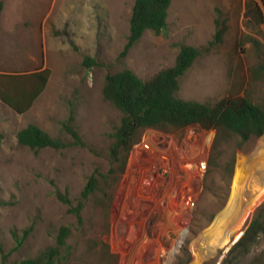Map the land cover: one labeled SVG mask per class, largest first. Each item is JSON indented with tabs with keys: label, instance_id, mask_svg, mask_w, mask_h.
Instances as JSON below:
<instances>
[{
	"label": "rangeland",
	"instance_id": "374dc122",
	"mask_svg": "<svg viewBox=\"0 0 264 264\" xmlns=\"http://www.w3.org/2000/svg\"><path fill=\"white\" fill-rule=\"evenodd\" d=\"M134 2L0 0V76L50 70L45 89L25 113L0 101V264L36 258L55 246L61 227L69 229L62 264H264V191L226 242L211 247L206 242L227 215L240 175L254 160L258 177L264 172V135L246 141L227 135L213 150L215 130L168 129L177 140L187 130L198 137L209 133L208 159H214L197 185L193 209L171 208L184 199L189 178H176L175 196L163 179L148 191L133 153L125 165L124 156L113 160L109 147L122 114L102 94L108 75L129 69L149 80L172 67L186 45L201 53L179 80V98L210 105L246 98L264 109V72L255 73L264 65V8L260 24L245 16L246 5L262 6L261 0H171L166 29L146 31L121 57ZM216 18L225 33L209 45ZM86 57L96 65L84 66ZM28 124L64 147L20 145L17 133ZM147 130L138 132L135 146ZM91 176L97 188L83 201ZM253 219L259 221L254 243L235 248ZM26 230L30 233L18 246Z\"/></svg>",
	"mask_w": 264,
	"mask_h": 264
},
{
	"label": "trees",
	"instance_id": "16d2710c",
	"mask_svg": "<svg viewBox=\"0 0 264 264\" xmlns=\"http://www.w3.org/2000/svg\"><path fill=\"white\" fill-rule=\"evenodd\" d=\"M262 6L250 2L246 5L245 16L250 20H263L264 0ZM171 0H135L130 18L129 35L121 57H125L129 50L143 36L146 31L155 34L162 33L167 27V18ZM216 31L214 39L209 45L220 42L225 28L219 18L215 20ZM201 51L192 46L182 45L172 67L162 69L149 80H142L133 71L123 69L108 75L102 88L106 101L113 104L122 114L120 125L112 134L109 154L113 160L125 158L135 146L137 134L142 129H155L167 132L168 129H184L197 125L205 130H215L216 137L213 150L227 135H236L242 141L249 137L264 135V109L251 100L235 99L222 100L215 105L194 100H184L178 97L179 80L200 56ZM83 65L90 68L96 65L89 57L84 58ZM264 72V65H260L255 73ZM50 76V70L40 68L32 73H12L0 76V101L17 114H23L30 109L33 102L43 92ZM66 130L79 142V136L70 127ZM20 145L31 150L44 148L60 149L64 144L50 137L45 131L34 124H28L17 133ZM214 159L209 161V166ZM97 188V179H88L81 198L87 200ZM65 203L67 199L61 198ZM82 203L76 208L80 210ZM259 221L253 219L247 230L236 243V247L245 242H252L257 236ZM30 231L26 230L18 246L26 241ZM69 236L68 227H61L55 246L47 247L36 258L25 259L17 264H62L61 250L67 248L66 240Z\"/></svg>",
	"mask_w": 264,
	"mask_h": 264
},
{
	"label": "built area",
	"instance_id": "2783aa9c",
	"mask_svg": "<svg viewBox=\"0 0 264 264\" xmlns=\"http://www.w3.org/2000/svg\"><path fill=\"white\" fill-rule=\"evenodd\" d=\"M181 137L177 140L171 134L148 129L142 136L140 144L134 146L130 154L133 153L136 171L143 174V183L148 187V191L154 180L163 179L175 196L177 190L176 186L172 188V184L180 174L187 175L189 181L184 199H181L179 204L172 202L171 208L191 210L194 207L193 196L197 185L209 165L212 137L206 132L199 137L195 136L192 130H187ZM166 177L169 179H164Z\"/></svg>",
	"mask_w": 264,
	"mask_h": 264
},
{
	"label": "bare ground",
	"instance_id": "6f19581e",
	"mask_svg": "<svg viewBox=\"0 0 264 264\" xmlns=\"http://www.w3.org/2000/svg\"><path fill=\"white\" fill-rule=\"evenodd\" d=\"M254 161L249 171L246 172L244 176L240 175V181L232 192L229 208L226 209V211H228L227 215L225 214V217L219 221L214 234L212 233L211 236L209 234L206 237L208 247L226 242V240L236 232L237 227L242 226L247 209H249L251 205L257 201V197L263 193L264 172L258 177L259 171L253 167H259L257 163L259 160ZM232 224L234 225L231 227Z\"/></svg>",
	"mask_w": 264,
	"mask_h": 264
},
{
	"label": "crops",
	"instance_id": "0c3cea01",
	"mask_svg": "<svg viewBox=\"0 0 264 264\" xmlns=\"http://www.w3.org/2000/svg\"><path fill=\"white\" fill-rule=\"evenodd\" d=\"M35 14H36V13H35ZM32 16L35 17L34 14H33ZM37 70H39V69H36L35 71H37ZM35 71H32V72H35ZM32 72H30V73H32ZM25 73H28V72H25Z\"/></svg>",
	"mask_w": 264,
	"mask_h": 264
},
{
	"label": "water",
	"instance_id": "95a60500",
	"mask_svg": "<svg viewBox=\"0 0 264 264\" xmlns=\"http://www.w3.org/2000/svg\"><path fill=\"white\" fill-rule=\"evenodd\" d=\"M250 184H251V182H250Z\"/></svg>",
	"mask_w": 264,
	"mask_h": 264
}]
</instances>
